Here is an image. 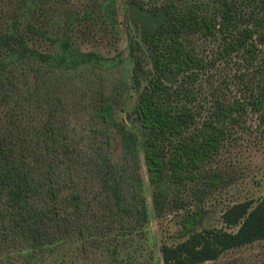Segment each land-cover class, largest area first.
Masks as SVG:
<instances>
[{"label": "trees", "instance_id": "trees-1", "mask_svg": "<svg viewBox=\"0 0 264 264\" xmlns=\"http://www.w3.org/2000/svg\"><path fill=\"white\" fill-rule=\"evenodd\" d=\"M122 23L132 127L79 46ZM257 146L264 0H0V264H199L264 240V189L240 194L232 163Z\"/></svg>", "mask_w": 264, "mask_h": 264}, {"label": "rangeland", "instance_id": "rangeland-1", "mask_svg": "<svg viewBox=\"0 0 264 264\" xmlns=\"http://www.w3.org/2000/svg\"><path fill=\"white\" fill-rule=\"evenodd\" d=\"M127 29L122 23L117 27L118 34H113L114 31L112 30L111 33L108 32L107 34L98 36L96 39L85 41L79 44V46L82 49L98 51L105 57L101 67L102 70H104L103 81L106 84L107 91L111 92L113 98H115V119L117 121H123L128 127H132L128 114L135 100L137 90L126 85L127 76L132 65L130 58L127 56ZM117 52L119 55H117ZM118 58L122 60L120 61ZM229 159H233L232 161H234L233 156H229L227 161ZM232 163L239 169L240 175H243V178L240 180L241 182L236 186L240 194H245L250 190L258 192L264 189V150L261 146L254 147V149L243 150L238 155V161L235 160V162ZM255 169L258 170L256 178L262 181L260 185H258L255 180H252L251 177ZM146 189L149 194L150 187L146 185ZM231 192L232 190L225 193L224 197H220L223 199L222 202H224V198L229 196ZM212 203V205L215 204L212 215L214 218L218 219L219 212L217 210V203L215 201ZM169 218L170 216L168 214L167 216L159 218L160 220L153 219L152 229L156 231L158 235L162 234V236H164L171 224ZM160 229L162 232H159ZM199 264H264V240L228 250L214 260L204 261Z\"/></svg>", "mask_w": 264, "mask_h": 264}]
</instances>
